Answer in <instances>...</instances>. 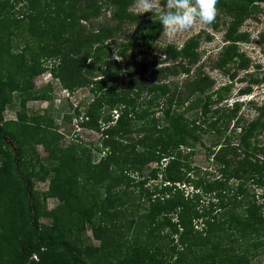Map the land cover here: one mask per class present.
<instances>
[{"label": "trees", "instance_id": "trees-1", "mask_svg": "<svg viewBox=\"0 0 264 264\" xmlns=\"http://www.w3.org/2000/svg\"><path fill=\"white\" fill-rule=\"evenodd\" d=\"M39 1H43V4L37 11H32L34 7H31V18L26 15L30 22L27 30L31 38L42 45L40 49L43 55L56 60L51 65H44L43 69L37 57L38 53L23 55L20 61H16L11 53L7 58H3L0 52V71L4 70L0 77V120L4 106L9 103L11 96L22 88L23 80H32L45 69L69 92L85 86H89L90 90L94 88L95 98L87 107L85 120L79 124L82 128H89L100 134V145L106 153L99 165H104L105 172L109 163L113 162L117 171H124L125 169L121 167L123 165L124 168L129 167L139 173L147 163L152 161L158 163L162 156H170L161 172L160 187L158 190L154 188L156 195L157 191L161 193V196L155 199L157 204L155 212L162 214L175 210L177 222H168L167 226L173 233L179 232L178 241L187 249V256L193 246L202 249L203 242L208 241L212 244L213 240L216 241L213 243L215 244L213 254L205 258L194 256L195 260L200 258L198 264H242L245 261L244 257L226 253L224 248L218 247L224 238L222 232L227 229H231L242 238L253 237L257 241L255 247L264 243V144L258 145L256 141V136L264 127V102L259 106L254 99L247 102L256 116L248 120L246 125H238L236 122L234 129H237L239 134L237 144L223 140L217 151L209 153L216 165L215 173L218 176L212 181L202 182L195 171L193 175L190 174L193 168H189V165L187 171H183L185 167L181 163L183 156L178 148L186 140H200L203 134L208 132L224 135L227 131L226 126L235 117L238 102L234 101L222 109L214 107L222 99L221 95L227 91V87L222 85L212 90L214 82L202 71L201 65L196 66L191 72L198 60L196 52L198 34L188 38L179 49L166 45L162 49L163 58L160 62L154 59L150 62L145 60L139 62L138 78L134 81L132 89L122 90V73L124 69L128 70L131 55L133 57L142 55L150 50L163 31L158 17L152 13L139 15L132 12L130 7L133 0H37V3ZM51 1L52 5L49 4ZM260 2L264 0L229 2L218 0V14H227L230 19L224 32V39L230 42L229 46L239 40L238 36L231 37V34L242 21L245 5L254 6ZM5 4L6 1L0 0V25L9 16L8 12L4 11ZM50 7H53V12L48 10ZM103 8L109 11V17L105 22L94 26L91 18L98 16ZM131 25L132 30L129 27ZM212 26L215 28V25ZM133 48H137L136 53L131 52ZM118 58L123 61L122 66L117 62ZM233 58H238V55L233 51L229 54L227 48L218 55L211 68L225 72L226 65ZM149 67L150 81L146 83L143 76ZM180 75L184 78L178 84L173 80ZM256 83V80L251 79L250 84ZM128 84L130 86V83ZM131 90L134 91L132 95L129 93ZM250 90L249 87H245L240 94L248 95ZM141 94L143 97H140ZM202 96V103L192 118L183 119L179 109L185 110L192 98ZM26 98L38 100L43 99V96L38 92H31ZM190 104L192 105L191 102ZM136 110L139 111L136 113ZM157 112H160L159 117L153 119ZM143 115H151V120L147 125L134 130L136 137L126 138L125 134L132 131L131 120L127 117L143 118ZM38 119L39 117H36L31 119V124L27 123L28 119L24 113L18 115V121L15 123H0V195L2 197L10 193L12 198L8 202L14 205L13 210L18 208L17 216L8 209L4 215L6 222L5 226L0 227V240L8 244V248L2 251L0 247V262L4 260L5 264H160L157 253L153 252L155 248L145 256L144 261H140L135 249L130 245L123 248L122 257L119 255L121 252L117 254L120 260L116 258L115 262L88 260L80 247L62 237L60 213L57 214L55 211L51 213L53 223L50 227L39 224L31 181L35 175L29 172V168L23 166L24 153L19 142L20 139L26 140V143L31 140L33 145L39 144L47 149V142L44 139L47 132L40 124L43 119L42 121ZM159 121H162L160 128L157 124ZM233 127L234 125L231 126L229 133L233 132ZM62 151L59 152L63 160L69 163L77 161L74 151L65 154ZM120 156L123 157V163L119 161ZM59 158L55 150H48L45 160L47 162L57 160L58 163H62ZM51 171L49 194L61 203L68 202L76 188V178L61 175L60 172L63 170L57 166L51 167ZM155 173L153 169L152 179L156 178ZM97 174H101L99 169ZM229 179L237 181L234 188L229 186ZM180 183L181 185L187 183V186L194 189L191 198L185 199L186 197L183 198L179 193ZM178 193L180 198L177 196ZM198 193L212 196L207 207L199 210L193 204L198 198ZM82 207L85 209L81 208L84 210L82 219L92 223L93 235L100 241L98 251H102L108 257L112 255L107 253L110 248L114 251L115 248L123 247V243L121 245L113 242L110 234L106 233L110 229L97 217L100 216V211L96 202ZM198 219L203 222L204 232L196 231L198 239L194 241L191 238V234L194 233L192 222ZM174 247L171 246L170 251L174 250ZM31 256H35V261L29 260ZM195 260L185 258L187 264Z\"/></svg>", "mask_w": 264, "mask_h": 264}, {"label": "rangeland", "instance_id": "rangeland-1", "mask_svg": "<svg viewBox=\"0 0 264 264\" xmlns=\"http://www.w3.org/2000/svg\"><path fill=\"white\" fill-rule=\"evenodd\" d=\"M3 1L7 3L5 4L4 11L8 12L9 15L3 24L0 25V52L3 54V58H7L8 54L11 53L14 55L16 61H20L22 59L21 56H30L34 52L38 53L37 57L40 59L39 62L43 69L45 68L44 65H51L56 59L43 55L41 51L42 45L33 37L31 38V34L27 30L30 22L26 15L31 18V7H34L32 11H37L40 5L43 4V1H39L38 3L37 0ZM161 3L163 4L164 0H161ZM49 4L52 5V1ZM244 8L242 21L237 26L235 32L231 34V37L238 36L239 40L234 42L232 46H229L230 42L224 39L225 28L229 25L230 19H228L227 14L221 13L217 15L216 21L213 24L215 28L211 25L210 31L193 30L180 34L171 40L162 31L150 50L144 52L142 55L139 54L134 57L131 55L128 60L129 68L128 70L124 69L122 73L123 85L121 89H132L134 81L138 78L139 62L142 60L150 62L153 59L160 62L163 58L162 49L166 45L179 49L188 38L195 37L198 34L196 49L198 60L196 65L192 67L191 72L196 66L201 65L202 71L214 82L212 90L222 85L227 87V91L221 95L222 99L214 107L222 109V107L230 106L234 101L238 102L235 117L226 126L227 131L224 135L208 132L203 134L200 140H186L178 148V151L183 156V160H181L182 165L185 166L183 171H187V165H189V168H193L190 174L193 175L195 171L201 177L202 182L212 181L218 176L215 173L217 170L216 165L211 160L212 158L209 156V153L217 151L222 146L223 140L228 141L230 144H237L239 134L237 129H234L236 122L238 125H246L248 120L256 116V113L250 109V105L247 102L254 99L257 106L264 102V2L256 3L254 6L245 5ZM48 10L53 12V7H50ZM130 10L138 13L132 6ZM109 14V11L103 8L100 10L98 16L91 18V22L94 26L95 24L105 22ZM82 24L86 25L84 22ZM129 27L131 30L133 29L132 25ZM226 47L229 54L233 51L238 55V58L230 60L229 64L225 67V72L212 69L211 67L218 55L223 51L225 52ZM136 50L137 48H133L131 52L136 53ZM4 62L5 66H7L6 60ZM117 62H120L122 66L123 61L121 62L118 58ZM149 71L150 67L147 68L143 76L146 83L150 81ZM3 72L4 70L0 71V77L3 75ZM182 78L184 76L180 75L173 81L179 84ZM251 79L256 80L257 83L250 84ZM23 81L24 84H20L22 88H20L18 93H14L9 103L4 106L1 112L0 123H15L18 121V115L24 113L28 119L27 123L30 124L31 119H36V117H39V121L43 119L42 123H39L45 127L47 132L44 135V139L47 142V152L41 145H33L31 140L27 141V143L25 142L26 140H19L24 153L23 166L29 168V172L35 175L31 179L32 193L40 225L50 227L53 223L51 213L53 211L57 214L60 213V232L62 233V237L80 247L86 253V258L93 261L109 260L115 262L119 259L117 254L121 252L119 255L122 257L123 248L127 245L135 249L136 256L140 261H144L145 256L155 248L153 252L157 253V260L160 261V264H187V259L185 261L187 257L188 259L194 258L195 260L196 256H203L205 258L213 254V247L215 245L213 243H216L215 240L212 241V244L208 243V241L203 242L202 249L199 246H193L190 249L191 253L187 256V249L178 241L179 232L175 234L167 226L168 222H177L176 215L174 214L175 210L162 214L155 212L157 205L155 199H158L157 196L160 197L161 193L157 191L158 195H156L154 191L160 187L161 172L164 165L170 160V156H162L158 163L154 161L147 163V165L141 168L139 173L132 171L129 167L124 168L123 165L121 167L125 170L122 172L120 170L117 171V167L113 162L109 163L108 170L105 172L104 165H99L101 160L105 158L106 153V150L100 145V134L95 130L82 128L79 124L85 120L84 115L87 107L95 98L94 88L90 90L89 86H85L75 88L69 92L46 69L32 80L25 79ZM128 83H130V86H128ZM245 87L251 89L250 93L248 95L240 94V91ZM31 92L40 93L43 99H27V95H30ZM129 93L132 95L134 91L131 90ZM140 97H143V94ZM202 98L203 96L197 99L192 98L188 106H183L185 110L179 109L182 112L183 119L192 118V115L202 103ZM138 102L139 100L136 104ZM138 111L136 110V113ZM159 113L157 112L152 118L159 117ZM142 117H127L131 120L132 131L125 134L126 138L136 137L134 130L139 129V127L145 124L147 125L151 120V115H143ZM157 124L160 128L162 121H159ZM232 125H234L233 132L229 133ZM256 141L258 145L264 144V127L256 136ZM57 149L59 151L63 150V154L74 151L77 155V161L69 163L63 160L61 152ZM48 150H55L56 155L60 157L59 159L62 163H58L57 160L47 162L45 157L48 154ZM119 161L123 163L122 156H120ZM54 166L63 170L60 172L61 175L65 174L68 177L73 176L76 178V188L66 203H61L48 192L49 179L52 176L51 167ZM98 169L101 173L100 175L97 174ZM153 169L156 172L155 179H152L151 171ZM235 183L237 181L233 179H229L228 181L231 188H234ZM178 187L181 188L179 193L183 198H191L194 189L187 186V183L184 185L180 183ZM172 193L174 194L175 192ZM179 193L177 196L180 198ZM78 197L81 198L78 199ZM210 197L212 196L198 193V198L197 200L195 199L196 201L193 204L197 206L198 210L206 208ZM10 198H12L10 193H6L2 197L0 195V227L5 226L4 215L7 214V209L9 212H14L15 216L18 214V208L13 210L14 205L8 202ZM95 202L100 211V216L97 215V217L102 219L103 223L110 229L106 231V233L110 234V239L115 243H121V245L123 243V247L120 249L115 248L113 251L110 248L107 253L112 255L108 257L102 251L97 250L100 241L95 239L93 235V225L84 221L82 216L85 210L82 206L92 205ZM202 223L201 219L192 222V229L194 231L191 234L192 240L198 239L196 231L198 233L204 232ZM222 235H224V238L221 245L217 246L219 249L224 248L226 253H233L239 257H244V264H264V243L259 247L256 246V248V239L248 236L242 238L231 229L224 230ZM0 243L2 251L8 248V244H5L2 240H0ZM184 244H187V238L184 239ZM171 246H175V249L172 251H170ZM199 257L191 264H198ZM35 259V256H31L29 260L35 261ZM4 262V260H1L0 263L5 264Z\"/></svg>", "mask_w": 264, "mask_h": 264}, {"label": "clouds", "instance_id": "clouds-1", "mask_svg": "<svg viewBox=\"0 0 264 264\" xmlns=\"http://www.w3.org/2000/svg\"><path fill=\"white\" fill-rule=\"evenodd\" d=\"M218 0H133L138 14L158 17L168 39L193 30H211L218 15Z\"/></svg>", "mask_w": 264, "mask_h": 264}, {"label": "built area", "instance_id": "built-area-1", "mask_svg": "<svg viewBox=\"0 0 264 264\" xmlns=\"http://www.w3.org/2000/svg\"><path fill=\"white\" fill-rule=\"evenodd\" d=\"M34 257V256H33Z\"/></svg>", "mask_w": 264, "mask_h": 264}]
</instances>
